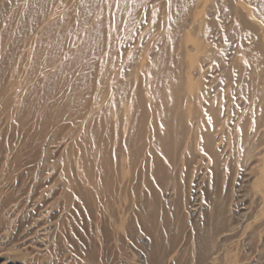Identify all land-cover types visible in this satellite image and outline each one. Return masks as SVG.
<instances>
[{"label": "bare ground", "instance_id": "1", "mask_svg": "<svg viewBox=\"0 0 264 264\" xmlns=\"http://www.w3.org/2000/svg\"><path fill=\"white\" fill-rule=\"evenodd\" d=\"M206 1L0 0V173L25 166L20 196L46 207L61 184L47 210L95 219L97 237L106 211L115 246L148 236V264H225V184L237 174L264 197V0ZM53 128L64 173L49 187L33 165L40 141L54 170ZM191 184L207 210L180 201Z\"/></svg>", "mask_w": 264, "mask_h": 264}, {"label": "rangeland", "instance_id": "2", "mask_svg": "<svg viewBox=\"0 0 264 264\" xmlns=\"http://www.w3.org/2000/svg\"><path fill=\"white\" fill-rule=\"evenodd\" d=\"M209 1L210 0L206 1V6H209ZM213 11L211 13H213ZM222 12H224V14ZM213 15H224V21L227 20L233 25L232 16L225 13V11ZM233 38L236 40L237 37L234 36ZM238 59L240 61L244 60V55H239ZM247 70H249V68ZM260 85L264 88V80L260 81ZM239 100L241 102L243 101L241 98ZM54 130L53 128L52 131L47 134L44 146V148L53 155L54 170H46V165L44 166L40 141H38V148L35 154L37 161H35L33 165L35 168L33 177L43 176L45 178L48 176L52 179V181L48 179V181H50L48 183L49 187L54 186L53 180L55 177L64 173L61 167L63 162V155H61L63 152V145L57 146L56 143L51 144V140L54 138L53 135L55 134ZM47 143L49 147L46 146ZM26 152H28V149L22 152L23 161L27 157ZM56 164L58 166H56ZM238 169L240 170V168ZM24 170L25 166L18 169V171L7 169L3 173H0V179H2L3 183L7 182V188L2 192L4 195L3 198L5 197L2 200L4 208L2 212H0V219L2 220L0 221V264H92L82 257L86 251L84 248L88 246L90 248L95 246L97 264H148V262L145 261V254L147 253L148 256L149 252L150 239L148 236H143L136 232L133 237L134 240L131 238L125 242H117V246H115L114 228L112 223H110L109 219L105 216L106 211L103 214L105 218L104 220L102 219L103 221L101 220L100 228L103 227V231L106 229L108 231L102 232V230H100V235L97 237L93 232L96 222L95 219L89 216H84L83 219L75 217L70 218L67 215L60 214V212H58L59 210H47V208L49 209L52 206L51 204L54 198L60 195L62 191L60 187L61 184L57 185L53 195L49 196V203H51H48V207L46 206L47 208L44 206L41 207V204L36 205L35 200L29 201L25 199L24 196H20L17 192L18 182L14 181L17 180L15 176L22 174ZM238 178L239 176L237 174L233 175L230 183L228 184L227 181V185L225 184L222 190L223 195L228 198L229 202L226 207V216L228 222L232 225V228H234V234L231 243H229V253L224 262L225 264H264V248L260 246L264 241V197L261 192L255 188V185H252L253 181L246 180L243 184L240 183L239 180L237 181ZM211 179V182L214 183L213 175ZM185 186H183V188L181 187L184 190L179 193L180 201L184 202L188 207H199L201 204L202 207L207 210V206H210L207 201V199L211 197L210 194L206 193L203 196V194L201 195V191H197L199 193L197 194L196 190L192 187L193 184H191L190 187L188 185ZM164 194L166 199L169 198L171 203L174 202L173 198L174 194L176 195V191L173 190L171 186L169 191H164ZM181 195L183 197H181ZM33 207H37V209L33 210ZM45 210L48 213L40 215L41 213L43 214ZM109 227L113 230H110ZM48 231L51 235L52 232L56 233L57 236L55 239V246L58 250H55V255L51 254V252L46 249V245L49 244L51 239L50 236L47 237L45 234ZM109 232L112 234L110 235ZM104 233L109 235L107 236ZM223 235L224 234L217 235V238H222ZM83 236H86V243L81 240ZM250 240H252L254 244ZM87 242L88 245H86ZM165 244L166 242L163 244L162 250L167 248ZM76 249L79 250L77 251Z\"/></svg>", "mask_w": 264, "mask_h": 264}]
</instances>
